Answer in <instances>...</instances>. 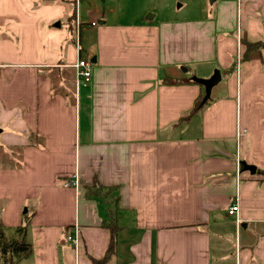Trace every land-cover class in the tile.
Returning <instances> with one entry per match:
<instances>
[{
    "label": "crops",
    "instance_id": "crops-1",
    "mask_svg": "<svg viewBox=\"0 0 264 264\" xmlns=\"http://www.w3.org/2000/svg\"><path fill=\"white\" fill-rule=\"evenodd\" d=\"M81 2L0 0V225L32 246L17 264H92L112 220L107 264H264V48L251 46L264 43V0L177 19L121 8L101 23ZM216 72L207 99L199 81Z\"/></svg>",
    "mask_w": 264,
    "mask_h": 264
},
{
    "label": "rangeland",
    "instance_id": "rangeland-1",
    "mask_svg": "<svg viewBox=\"0 0 264 264\" xmlns=\"http://www.w3.org/2000/svg\"><path fill=\"white\" fill-rule=\"evenodd\" d=\"M78 1L80 3V0ZM210 2L211 0H121V3H119L118 1L115 2L114 0H108L105 2L102 0H82L80 5L84 13H89V11L93 10L96 13L97 17L96 23H101V21L99 20V17L101 15L108 14L112 10L118 11L121 8L128 9V14L126 15V17L127 20L130 21L138 20L141 17L142 12L147 8L152 9L151 14L153 16L155 15V13H158L159 19L163 16L166 18L174 17L173 19H177L184 15L186 16L196 10L202 9L204 6H206L207 3ZM225 78L226 77L223 75V79ZM217 84H219V82L213 84L212 87L214 88ZM212 87L210 88L209 93H204L205 98L209 99V97L212 95V92L214 90L212 89ZM15 155L16 154L13 153V156L5 160L3 164L6 167L11 168L15 160L14 158H16ZM31 207H33V205H31ZM30 219L31 213H25L24 226H26ZM5 231L6 233L10 234L7 229H5Z\"/></svg>",
    "mask_w": 264,
    "mask_h": 264
},
{
    "label": "trees",
    "instance_id": "trees-1",
    "mask_svg": "<svg viewBox=\"0 0 264 264\" xmlns=\"http://www.w3.org/2000/svg\"><path fill=\"white\" fill-rule=\"evenodd\" d=\"M76 8L73 9L72 15L69 18L71 22L75 21ZM254 48H264V43L251 44ZM202 107L200 102L197 103L193 111L190 113L192 117ZM264 175V172H261ZM105 188L96 187L95 191L89 190V195L100 197L104 194ZM29 223V222H28ZM27 223V224H28ZM111 232L110 243L106 255L102 259L92 258V264H107L111 258L116 254V249L119 243V226L115 220L104 224ZM25 232V228L15 229L14 236L6 233L5 229L0 225V264H17L21 259H26L32 254V246L25 240H20Z\"/></svg>",
    "mask_w": 264,
    "mask_h": 264
},
{
    "label": "built area",
    "instance_id": "built-area-1",
    "mask_svg": "<svg viewBox=\"0 0 264 264\" xmlns=\"http://www.w3.org/2000/svg\"><path fill=\"white\" fill-rule=\"evenodd\" d=\"M80 37V24H77V41ZM79 49V46L77 47ZM74 68L77 71V76L79 83L83 85H89L93 79L94 65L88 60L79 58L78 61L74 64ZM79 187L77 181H72L67 184V186ZM239 211V203L235 201L234 204L229 208V215H235ZM66 240L71 244L76 250L79 248L80 243V230L76 225L74 226L72 232L66 237Z\"/></svg>",
    "mask_w": 264,
    "mask_h": 264
},
{
    "label": "water",
    "instance_id": "water-1",
    "mask_svg": "<svg viewBox=\"0 0 264 264\" xmlns=\"http://www.w3.org/2000/svg\"><path fill=\"white\" fill-rule=\"evenodd\" d=\"M215 0H211V2L213 3ZM220 80V74L219 72H216L214 77L209 80V81H199L200 83L204 84L206 86V92L209 93L210 92V88L212 87L213 84L219 82ZM244 166V170L245 171H250L252 174H254L256 172V168L255 166H251L248 165L246 163H243ZM24 239V235L21 236L20 240Z\"/></svg>",
    "mask_w": 264,
    "mask_h": 264
}]
</instances>
